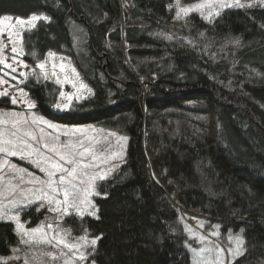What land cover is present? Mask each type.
Returning <instances> with one entry per match:
<instances>
[{"label":"trees","instance_id":"obj_1","mask_svg":"<svg viewBox=\"0 0 264 264\" xmlns=\"http://www.w3.org/2000/svg\"><path fill=\"white\" fill-rule=\"evenodd\" d=\"M130 2L0 0V17L50 18L23 35L29 64L49 52L71 57L93 91L57 112L58 87L28 80L37 111L127 138L125 162L98 184L97 216L80 220L99 237L91 260L190 264L182 209L223 234L243 229L231 264H264V7L177 20L174 0ZM43 216L32 206L21 219L35 227ZM18 240L0 221V259Z\"/></svg>","mask_w":264,"mask_h":264},{"label":"rangeland","instance_id":"obj_2","mask_svg":"<svg viewBox=\"0 0 264 264\" xmlns=\"http://www.w3.org/2000/svg\"><path fill=\"white\" fill-rule=\"evenodd\" d=\"M200 2L201 0H179V3H177V0H174L175 18L183 20L191 13H198L205 19V17H208L209 12L217 11V8L209 7L193 10L187 15L181 12L180 17L177 18L180 8ZM251 2L252 0H241V3L244 4ZM122 4L126 7L130 6L131 2L130 0H122ZM256 6L264 7V5L258 3V0ZM226 9H220L219 11L221 13ZM215 17L217 16L214 15L211 19L205 20L211 21ZM12 18L11 21H0V64L2 67L0 71V93H7L6 95H0V99L9 98L10 104L13 106L9 109L0 108V139L13 141L14 147L5 145L10 147L12 151L19 149H25L26 152L33 149L38 151L33 152L31 157L26 158H21L19 155L13 156L10 152H0V204L7 206L3 213L5 218L0 219V221L12 222L19 239L16 246L12 248L11 254L0 259V264H95L91 260V255L96 244L89 243L94 237L89 234L80 220L85 217L97 216L94 199L98 195L93 194L89 197L94 208H89L83 216L74 207L57 205L55 200L62 201L64 199L62 190L53 193L46 184L29 183L30 180H47L46 172L41 170L42 167L46 166L42 164L38 166L34 161L41 160L40 153L58 159L50 149L53 145L59 148L60 145L69 141L78 145L77 152L88 149L83 157L78 156L77 158L82 160L84 165L92 166L78 170V178L74 181L79 190L78 195L82 198L84 196L83 189L88 187L92 176L105 177L93 181L95 193H98V184L110 179L119 170L125 162L127 139H122L125 136L103 129L95 124H58L45 118L37 111L36 101L29 97L28 91L24 87L28 80L33 79L40 83L52 82L58 87V95L53 106V109L57 112L66 111L73 104L89 99L93 95V91L82 78L71 57L56 53L53 57H48L47 53L43 60L35 64H29L24 59L23 35L31 29L27 25L16 24L17 17ZM38 22H36V25ZM13 48L16 49L15 52L12 51ZM45 60H47L46 68L40 69L38 65ZM8 65H11V67H8ZM54 65L55 67H53ZM61 65H63V68H61ZM45 71L48 74V79H44ZM57 80L60 82L57 83ZM61 93H64L63 97ZM13 99H15V103H13ZM29 103L33 104L34 107L29 108ZM58 103L61 105L68 104L69 106L58 109L56 107ZM13 121H19V123L14 124ZM42 121H47L56 125V127H49L48 123ZM77 129L79 131H76ZM26 133H30V135H26ZM20 141L32 145V148L26 149L25 144ZM44 144H48L49 147L45 149ZM60 151L63 152L64 149L61 148ZM93 156H95V159H93ZM12 165L26 171L18 172L13 169ZM65 166L70 167V165ZM80 172L87 173V175H80ZM60 174L57 173V179ZM80 180L84 182L80 183ZM60 187L62 189L65 186ZM29 189L32 191H29ZM39 189L47 192L49 198H53L51 203L48 198L41 196ZM37 196H41V199H36ZM11 200H24L25 203L11 207L9 205ZM32 206L37 211L44 212V216L35 227H27L21 219V214L25 209ZM65 207H67V212L64 211ZM91 211H95L96 215H90L89 212ZM7 216H17L19 218L18 222L7 219ZM180 218L184 222L188 233L187 249L190 255V264H231L244 251V238L241 231L236 232L228 229L226 234H223L219 224H209L198 214H186L182 209L180 210ZM17 223L23 225V230L17 227ZM48 225L52 227H48ZM35 228H42L47 234V239H52L55 236L57 239H64L67 244L77 245V247L69 249L63 244H59L57 239H52L51 244L46 243L44 239H41L39 233L35 234L36 238L34 240L24 235V230ZM213 233H216V235H213ZM201 236L206 239L201 240ZM80 237H86L87 239L81 240ZM237 237L242 238V245H238ZM24 241H29V243H24ZM192 249H197V251L193 252ZM201 249L203 251H200ZM237 251L240 252L239 255H236ZM81 252L87 257L86 260L79 259Z\"/></svg>","mask_w":264,"mask_h":264},{"label":"snow or ice","instance_id":"obj_3","mask_svg":"<svg viewBox=\"0 0 264 264\" xmlns=\"http://www.w3.org/2000/svg\"><path fill=\"white\" fill-rule=\"evenodd\" d=\"M177 3H179V0H177ZM257 0H252L251 3L248 4H244L241 3V0H201L200 3L195 4V5H190L188 7H182L180 8V12L177 13V18L180 17V13H184V15H187L189 12L193 11V10H200V9H206L209 7H214L217 8V11L215 12H209L208 17H205V19H211L212 16H219L220 15V9H226V8H252L254 6H256ZM258 3L260 5H264V0H258ZM13 18L9 17V16H4L2 18H0V21H11ZM50 18L46 15L43 14H32L30 17H28L27 20L22 19V18H16L15 23L21 26L27 25V27L29 29H34L36 27V22L37 21H47ZM262 27H264V25H262ZM234 43H236L237 45H239V41L236 40L234 41ZM13 52L16 51L15 48L12 49ZM48 57H53L55 54L52 52H49ZM46 63L47 60L41 62L38 67L40 69H45L46 68ZM8 67H11V65H8ZM55 67V65L53 66ZM61 68H63V65H61ZM44 79H48V74L45 71L44 72ZM60 81L57 80V83H59ZM7 93H0V95H6ZM61 96H64V93H61ZM71 98L69 97V100ZM15 99H13V103H15ZM69 105L68 104H56V107L58 109L60 108H67ZM29 108L34 107L33 104L29 103L28 105ZM42 120V118H41ZM44 123H48L49 127H56V125H53L47 121H42ZM13 123H19V121H13ZM76 131H79L78 129ZM26 135H30V133H26ZM122 139H127L126 137L122 138ZM21 143L25 144V148H32V145L27 144L25 141H20ZM12 146L14 147L13 141L11 140H3L0 139V152H5V153H9L13 156L19 155L21 156V158H26V157H31L33 155V152H37L38 150L33 149L32 151H25V149H19V150H15L12 151L10 149V147L8 146ZM45 149H47L49 146L48 144H44L43 146ZM78 145L77 144H73L71 141H69L66 144H62L59 146V148L56 145H53L52 148L50 149V151L52 153H54L58 159H53L51 156L49 155H43V153H40L41 155V160L38 161H34L35 163H37L38 166L45 165L46 167H42L41 170L46 172L47 174V180L46 181H41L39 179L33 181L30 180L29 183H41V184H46L47 187L53 192V193H57L59 191H63V196L64 199L61 200H55V203L57 205H66L69 207H74L77 209V211L79 212V214L81 216L84 215V213L86 211H88L89 208H94V205L92 203V201L89 199V197L93 194H97L95 193V185L93 183V181H95L96 179H104V176H92L89 180V184L88 187L83 189L84 191V196L82 198L79 197L78 195V189H77V185L76 183H74V181L78 178V170L82 169V168H87V167H91L92 165H84L82 163V160L78 159L77 157H83L85 155V152L88 151V149H85V151L82 152H77ZM64 149L63 152L60 151V149ZM93 159H95V156H93ZM65 165H70V167H66ZM13 169L18 171V172H25V169H19L17 168L15 165H12ZM57 173H61L58 177H57ZM80 175H87V173H83L80 172ZM31 175V174H29ZM22 179V178H21ZM83 180H80V183H83ZM65 186L61 189L60 186ZM29 191H32L31 189H29ZM38 191L41 192V196L44 198H48L49 202H52L53 198H49L48 193L44 192L42 189H39ZM41 196H37L36 199H41ZM71 201V202H70ZM77 201H79V203H77ZM25 203L24 200H11L9 201V205L11 207H15L17 204H23ZM6 205L0 204V219H4L5 215L4 210L6 209ZM58 210V209H57ZM64 211L67 212V207L64 208ZM90 215L95 216L96 212L95 211H91L89 212ZM9 220H16L18 222V217L17 216H7L6 217ZM17 227L21 230H23V225L17 223ZM48 227H52L51 225H48ZM241 232H243V229H241ZM39 233L41 239H44V242L51 244L52 243V239H57V237H53L52 239H47L46 236L47 234L44 232V230L42 228H35V229H31V230H24V235L29 236L31 239H35L36 235ZM213 235H216V233H213ZM81 240H86V237H80ZM99 239V237H96L94 239H92L91 241H89L90 244L95 245L97 243V240ZM201 240L206 239L205 237L201 236L200 237ZM238 241V245H242L243 244V240L240 237L236 238ZM57 242L59 244H63L65 247L72 249L77 247V245H70L67 244L66 241L64 239H57ZM24 243H29V241H24ZM193 252H196L197 249H192ZM200 251H203V249H201ZM231 251V250H230ZM240 252L237 251L236 255H239ZM79 259L80 260H86L87 257L81 252V254L79 255Z\"/></svg>","mask_w":264,"mask_h":264},{"label":"bare ground","instance_id":"obj_4","mask_svg":"<svg viewBox=\"0 0 264 264\" xmlns=\"http://www.w3.org/2000/svg\"><path fill=\"white\" fill-rule=\"evenodd\" d=\"M113 132V131H112Z\"/></svg>","mask_w":264,"mask_h":264}]
</instances>
